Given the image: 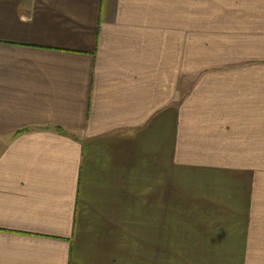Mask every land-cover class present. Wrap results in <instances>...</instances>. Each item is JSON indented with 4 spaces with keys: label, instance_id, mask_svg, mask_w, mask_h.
<instances>
[{
    "label": "crops",
    "instance_id": "1",
    "mask_svg": "<svg viewBox=\"0 0 264 264\" xmlns=\"http://www.w3.org/2000/svg\"><path fill=\"white\" fill-rule=\"evenodd\" d=\"M194 51L264 0H0V264H264V86Z\"/></svg>",
    "mask_w": 264,
    "mask_h": 264
},
{
    "label": "rangeland",
    "instance_id": "2",
    "mask_svg": "<svg viewBox=\"0 0 264 264\" xmlns=\"http://www.w3.org/2000/svg\"><path fill=\"white\" fill-rule=\"evenodd\" d=\"M190 56L192 57V54ZM192 58L195 62V69L199 64L197 62L203 65L207 62L209 65L215 63L212 67L203 68L200 71L202 74L257 75L258 86H264V51H194ZM260 100L264 101V98ZM261 107H264V104L259 103V108ZM1 149H3V143L0 144ZM181 189L187 191L186 188Z\"/></svg>",
    "mask_w": 264,
    "mask_h": 264
}]
</instances>
